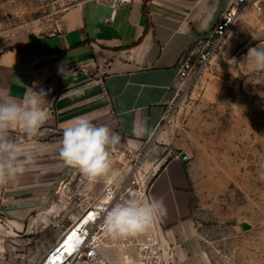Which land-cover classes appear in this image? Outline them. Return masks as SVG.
<instances>
[{"label": "crops", "instance_id": "0c3cea01", "mask_svg": "<svg viewBox=\"0 0 264 264\" xmlns=\"http://www.w3.org/2000/svg\"><path fill=\"white\" fill-rule=\"evenodd\" d=\"M227 7L228 0H85L63 13L54 34L23 33L0 42V94L22 99L29 88L43 90L50 116L41 130L63 133L75 117L87 116L135 150L146 145L150 155V138L163 143L164 130H157L179 86L181 56L212 31ZM143 121L152 135L134 133ZM23 134L20 127L10 132L18 141ZM177 156L167 160L162 152L147 161L150 194L166 207L160 219L172 264H201L190 244L193 174ZM64 168L61 158L41 156L18 181L0 185V207L12 197L29 210L40 207L48 190L43 173ZM59 235L57 227L55 243Z\"/></svg>", "mask_w": 264, "mask_h": 264}, {"label": "rangeland", "instance_id": "374dc122", "mask_svg": "<svg viewBox=\"0 0 264 264\" xmlns=\"http://www.w3.org/2000/svg\"><path fill=\"white\" fill-rule=\"evenodd\" d=\"M85 0H0V42L23 34L56 33L63 13ZM9 36V37H7ZM264 42V14L253 8L240 13L204 71L191 79L186 107L168 115L158 131L164 139L135 150L121 140L111 153V173L90 180L86 190H102L116 179H128L139 160L141 174L151 183L161 157L188 156L193 174L191 241L201 264H264V72L246 61L249 49ZM25 133L21 147L36 157L60 159L63 133ZM165 143V144H164ZM51 156V157H49ZM71 168L43 173L48 177L46 203L32 210L7 198L0 207V264H39L55 243L63 216L58 188ZM19 210L20 212L10 211ZM27 212L24 214L23 212Z\"/></svg>", "mask_w": 264, "mask_h": 264}, {"label": "built area", "instance_id": "2783aa9c", "mask_svg": "<svg viewBox=\"0 0 264 264\" xmlns=\"http://www.w3.org/2000/svg\"><path fill=\"white\" fill-rule=\"evenodd\" d=\"M249 8L264 14V0H228V7L212 31L198 38L194 47L181 56L177 66L179 86L165 117L187 106L193 75L207 68L240 13ZM177 158L188 161L186 155ZM138 159L128 179H114L98 193L86 190L90 180L78 170L68 172L57 191L60 198L52 206L60 204L63 213L57 225L60 235L39 264H172V249L160 218L145 231L123 237L113 238L103 227L107 211L116 203L133 197L152 199L150 182L145 179L146 174H141Z\"/></svg>", "mask_w": 264, "mask_h": 264}, {"label": "clouds", "instance_id": "9594fccd", "mask_svg": "<svg viewBox=\"0 0 264 264\" xmlns=\"http://www.w3.org/2000/svg\"><path fill=\"white\" fill-rule=\"evenodd\" d=\"M256 73L264 72V42L249 49L246 57ZM62 74H66L62 71ZM47 93L29 88L22 99L0 94V185L18 181L36 164L35 155L21 147L10 132L22 128L29 137L41 134L50 113L44 110ZM138 135H152L147 121L133 127ZM121 142L119 132L97 124L87 116H77L63 129L59 156L63 164L78 170L88 180L108 176L113 168L112 151ZM166 213L161 199L133 197L111 207L103 220L104 230L113 238L135 235L148 229Z\"/></svg>", "mask_w": 264, "mask_h": 264}]
</instances>
